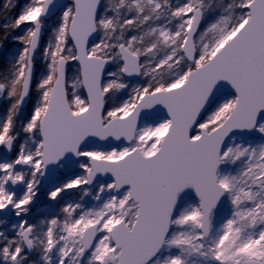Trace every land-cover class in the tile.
<instances>
[{
	"label": "snow or ice",
	"instance_id": "snow-or-ice-1",
	"mask_svg": "<svg viewBox=\"0 0 264 264\" xmlns=\"http://www.w3.org/2000/svg\"><path fill=\"white\" fill-rule=\"evenodd\" d=\"M0 53V264H264V0H0Z\"/></svg>",
	"mask_w": 264,
	"mask_h": 264
},
{
	"label": "rangeland",
	"instance_id": "rangeland-1",
	"mask_svg": "<svg viewBox=\"0 0 264 264\" xmlns=\"http://www.w3.org/2000/svg\"><path fill=\"white\" fill-rule=\"evenodd\" d=\"M44 204H45V195H44V191L42 190L40 193L39 201L37 202V208L43 210Z\"/></svg>",
	"mask_w": 264,
	"mask_h": 264
},
{
	"label": "trees",
	"instance_id": "trees-1",
	"mask_svg": "<svg viewBox=\"0 0 264 264\" xmlns=\"http://www.w3.org/2000/svg\"><path fill=\"white\" fill-rule=\"evenodd\" d=\"M21 2L23 3V2H24V0H21ZM0 55H3V53H0Z\"/></svg>",
	"mask_w": 264,
	"mask_h": 264
}]
</instances>
